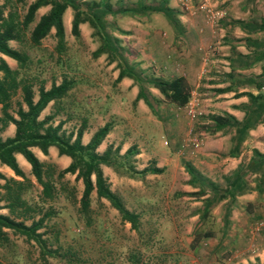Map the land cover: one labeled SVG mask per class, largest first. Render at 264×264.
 Segmentation results:
<instances>
[{
    "label": "rangeland",
    "instance_id": "1",
    "mask_svg": "<svg viewBox=\"0 0 264 264\" xmlns=\"http://www.w3.org/2000/svg\"><path fill=\"white\" fill-rule=\"evenodd\" d=\"M33 1L0 0L3 15H10L18 36L17 40L7 43L26 55L15 79L19 85L23 81L30 82L34 95L40 86L48 88L63 78L70 82L66 93L60 99L49 101L38 115V119L50 115L47 123L59 125L61 136L72 140L78 127L92 134L106 122L110 124V131L118 118L126 120V115L105 107V102L113 99L114 94L124 92L118 86L120 80H114L120 67L134 71L136 80L132 79L133 83L143 82L145 93L147 78L159 77L161 72L167 71L161 68L162 33L168 32L162 23L172 24L171 20L142 12L134 15L127 12L131 18L120 13L121 9L139 7V3L155 4L153 0H105L110 12L101 24L108 35L116 39L115 45L122 56L107 53L93 56L101 43L95 29L98 22L94 26L81 23L79 35L74 37L70 32L71 18L68 28H63L61 48H55L53 28L37 45H32L29 31L48 7L37 8L32 21L24 27L21 20ZM83 1L91 5L99 0ZM213 2L203 5L217 13L223 11L222 18H232L237 11L242 19L264 22V3L244 4L239 10L240 4L229 3L225 9L226 3L222 0ZM69 11L72 16L70 7ZM218 23L212 28H217ZM235 31L231 30L233 39L234 34L238 35ZM149 57L151 63L141 68L138 64L147 63ZM16 64L14 59L9 62L11 69H15ZM172 68L169 64L168 70ZM19 87L10 95L7 109L14 118H17L14 112L17 104L25 109ZM129 91V88L125 90L122 101L129 103ZM130 106L132 110L133 100H130ZM192 106L193 118L187 115L185 107L170 111L154 103L152 111L147 112L151 122H142L139 118L141 122L127 124L124 130L130 134V140L115 137L107 145L113 153V165L101 164L102 174L125 208L138 215L136 229L124 221L106 199L97 198L94 191L89 194L87 210H80L81 179L75 178L74 173L57 176V172L67 165L61 162L57 152L53 157L46 155L42 161L44 179L50 184L49 196L41 194V186L28 169L26 174L23 173L25 180L15 179L22 181L18 191L13 183L9 184L11 193L18 192L24 201L13 207L15 213H10L5 207L10 198L8 200V194L1 186L3 181L0 184V213L15 221L21 220L25 225L38 220L39 227L30 236L18 229L2 228L0 264H232L231 258L239 263L256 243L264 239V189L261 193L254 190L256 175L244 170L249 190L236 195L233 200L226 197L205 211L204 198L210 194V188L206 186L203 195L188 194L196 191L198 186L188 182L185 163L223 189L225 176L239 163L237 158L245 164L252 155L254 148L251 145L255 140L240 143L231 156L228 152L234 145V128L211 132L210 112L199 111L197 104ZM133 116L137 118L138 114ZM223 134L227 136L220 137ZM127 141L131 153L120 154L121 145ZM116 142H119L117 149L113 147ZM255 144L256 149L264 153V134L256 138ZM144 168L147 170L139 172ZM246 193L251 194L250 198L244 196ZM204 231H211L213 235L200 237L197 241L193 239L194 233Z\"/></svg>",
    "mask_w": 264,
    "mask_h": 264
},
{
    "label": "trees",
    "instance_id": "2",
    "mask_svg": "<svg viewBox=\"0 0 264 264\" xmlns=\"http://www.w3.org/2000/svg\"><path fill=\"white\" fill-rule=\"evenodd\" d=\"M167 0H161L157 5L146 6L139 3V7L132 8V15L147 11L161 12L167 18H172V10L166 6ZM49 5L47 12L41 14L38 20L29 31V42L32 45H37L42 37L46 35L50 28L54 29V37L56 38V49L61 48L64 44V32L61 21V16L66 7H70L73 11L70 20V32L74 37L79 35V24L88 22L94 26L95 22H98V26H95L96 33L101 39L100 45L93 51V56H98L102 53L110 54L111 56H122L117 46L115 45V38H112L105 31L104 26L101 24V20L104 16L110 12V6L105 0H99L89 5L83 0H34L29 3L26 9L21 24L26 27L33 19L35 10L41 6ZM84 5V8L81 6ZM123 12V11H122ZM226 26H237L247 32L254 33L256 30L264 29V22L259 21L256 23L254 20H241V19H228ZM18 36L15 31L14 21L10 18V15L4 16L2 12V5H0V53L4 54L16 61V68L11 69L7 63L0 57V128L8 121L14 124V134L11 137L5 139L0 138V163L8 166L15 175L25 180L22 170L17 165L13 154L15 152L20 153L30 166V173L34 177L35 181L41 186V194L43 196H49L50 184L49 181L44 179L42 162L33 154L30 150L31 146H36L43 154H47L48 146H55L58 155H66L70 158L69 163L57 172V176L61 177L64 173H74L75 178H80L82 182V190L79 198L80 210L86 211L89 203V194L94 191L97 198L106 199L110 205L117 210L120 217L128 222L133 229L137 228L138 215L132 211H129L123 205L122 201L115 195L109 188V185L102 174L101 164L111 166L113 161L111 160L112 151L110 146H106L103 152L98 153L96 147L102 141L104 136L110 129L108 122L98 127L90 136L89 140L82 144L80 141L83 127H78L74 133V137L70 140L69 137H63L58 133L59 125L52 126L47 123L51 118L50 115H45L41 119H38L40 111L46 106L49 101H55L60 99L66 91L70 88V82L67 79H62L58 84L51 83L48 89H44L42 86L38 87L37 98L33 100V92L31 83L23 81L19 85V82L15 79L18 73V69L22 68L26 55L21 54L17 49L8 45L9 40H17ZM244 40H251L249 36L244 37ZM134 71L129 67H120L115 81H119L122 77H134ZM138 80V79H137ZM146 80V79H145ZM141 81V80H139ZM150 86L156 88L162 95V100L173 104L177 107L184 106L190 98V86L186 79L177 75L170 79H163L160 77H150L146 81ZM248 82H251L248 79ZM143 83V82H142ZM138 91L133 101L143 98L147 103V97L143 90V86L138 83ZM17 86H20L21 102L25 105V109L21 107V104H17L15 114L17 118H14L8 113L7 109L10 106V95L14 93ZM248 97V106L250 107L251 114L246 117L240 124L239 121L234 119L233 116L227 113L210 114L209 122L212 123L211 132L217 130H235L234 145L228 153H234L233 150H237L239 144L242 142L245 130L249 126H254L261 116L264 117V93H257L252 95L249 92H241ZM256 110V112H255ZM256 113L253 117V114ZM252 120V121H251ZM251 121L250 123H247ZM117 149V146L114 147ZM130 146L124 151L125 154L131 153ZM136 152V151H134ZM115 156V154H114ZM232 156V155H231ZM147 169H142L139 172H144ZM159 169H151V171H157ZM185 170L189 175V183L192 185L197 184L198 189L191 191L190 195H203L205 193V187L210 188V194L204 199L203 209L206 211L214 203L230 197L234 199L236 195L249 190L248 184L244 178V170L249 173H254L253 189L258 193H261L264 189V153H261L257 149H252V155L248 161L244 164L239 162L232 172L225 176V187L220 189L216 187L207 178L203 177L191 164L185 163ZM93 176V179L91 178ZM0 178L4 180L1 185L7 192L9 202L5 204L10 213H15L13 207L23 204L24 201L20 198L19 193H11L9 187L10 183H13L16 187V191L20 189L22 181H17L13 178H5L0 173ZM7 200V199H6ZM18 229L25 233L27 236L34 233V230L39 227L38 220H32L29 225L23 224L21 220L15 221L8 215L0 213V238L3 235L2 228ZM211 231H204L202 233H194L193 239L197 241L200 237L212 236Z\"/></svg>",
    "mask_w": 264,
    "mask_h": 264
},
{
    "label": "crops",
    "instance_id": "3",
    "mask_svg": "<svg viewBox=\"0 0 264 264\" xmlns=\"http://www.w3.org/2000/svg\"><path fill=\"white\" fill-rule=\"evenodd\" d=\"M153 1L155 4L145 2H143V4L146 6L157 5L161 0ZM210 1L215 2V0H167L166 6L172 10L173 16L170 19L172 24H168V21L167 23H162V27L168 28V32L162 33L166 36V41L162 35L161 41L164 42V45L161 58V68L167 69V71L161 72L159 77L170 79L177 75L183 76L190 86V98L188 102H191L194 105L197 104V109L201 112H210V114L227 113L233 116L234 119L241 124L242 120L244 121V119L249 117L252 112L248 106V97L239 93L249 92L252 95L264 93V33L261 34V31L264 32V29L256 30V32L251 33L240 29L237 26H226V21L228 19H250H242L243 17H240L237 11L232 18L227 19L222 18L223 11L217 13L213 9L208 10L207 6L206 9L199 8V4H205L204 2H206V5H208ZM222 2L226 3L225 9L229 3L240 4V7H237L240 10L241 6L244 4L251 5L264 3V0H222ZM195 4L197 6H194ZM182 5H184V7H182ZM45 6L42 7L45 8ZM132 8L133 7L121 9V15L126 14L127 12L130 13ZM48 9L49 5L47 7V10ZM146 13L154 16H165L161 12L146 10L144 14ZM124 16L131 18L129 14ZM132 17L134 18V16ZM70 18L69 7H66L62 13V25L64 30L68 28ZM215 21L219 22V25L217 28H212L213 25H216ZM122 22L126 23V20H122ZM232 29L236 30L235 32L238 34H234L235 39L231 36ZM246 36H249L251 40L245 41L244 37ZM11 41L12 40H9V42ZM169 44H171V47ZM8 45L10 46L9 43ZM0 57L9 66V62L12 58L1 53ZM151 60L152 58L149 57L147 63L140 62L138 65L141 68H145L151 63ZM169 64L173 65V71L172 69L170 71L168 70ZM248 79H250L251 82H248ZM118 84L120 89L124 90V92H121L120 95L114 94L113 99L105 102V107L111 108L127 117L126 120H119L118 118L114 122L112 129L105 135L106 137L104 136L102 141L96 147L98 153L104 151L106 146L111 143L112 138L117 137L122 141L126 139L130 140V134L127 135L124 130L127 124L139 123L141 122L139 118H142V122L145 120L151 122L152 119L147 115V112L149 110L152 111L154 103H157L159 107H162L164 110L168 109L170 111L179 110L185 107V105L177 107L163 101L162 95L158 90L147 83L145 96L147 97L148 102L146 103L143 98H139L134 101V108L131 110L130 100L134 99L139 85L133 83L132 78L125 76L120 79ZM141 84L144 88V83L141 82ZM127 88L130 89L128 98L130 99L129 103L122 101V97L125 95V90ZM36 98L37 95L33 94V100H36ZM163 109H161V111ZM135 113L138 114L137 118H134L133 116ZM255 114L256 113L253 114V117L257 116ZM13 117H15V115H13ZM251 121L247 123H250ZM88 131L89 130L84 129L81 134L80 141L82 144H85L91 136V133ZM245 131L241 143L245 144L252 142L253 140L256 142V138L259 135L264 134V117L261 116L260 120H258L254 126H249ZM220 132V130H217L214 133ZM13 134V123L8 121L1 126V139L11 137ZM108 136H110V139H108ZM225 136L227 135L223 134L220 137ZM232 139L234 141V136ZM255 142L251 147L256 149L257 145ZM117 144H119V142H116L113 147ZM212 144L215 145V142H212ZM127 147L128 141L121 145L119 153H123ZM30 150L41 162L46 155L53 157L57 152L56 147L52 145L47 147L46 155L36 146H31ZM13 156L19 168L24 174H26L27 170H30L28 162L18 152H15ZM60 158L64 165L69 163L70 158L68 156L61 155ZM237 159L238 162H240V159ZM0 173L5 178H20L15 175L8 166L2 163H0ZM3 181L4 180L0 178V184H2ZM244 196L250 198L251 194L246 193ZM262 224L264 225V223ZM230 260L232 264H264V239L256 243L254 248H252V251L243 256L239 260V263L233 258Z\"/></svg>",
    "mask_w": 264,
    "mask_h": 264
},
{
    "label": "built area",
    "instance_id": "4",
    "mask_svg": "<svg viewBox=\"0 0 264 264\" xmlns=\"http://www.w3.org/2000/svg\"><path fill=\"white\" fill-rule=\"evenodd\" d=\"M199 8L201 9H206L207 7H205L203 4L199 5ZM193 103L191 102H187V104L185 105V110L187 115H189L190 117H194L195 116V111L194 108L192 106Z\"/></svg>",
    "mask_w": 264,
    "mask_h": 264
}]
</instances>
